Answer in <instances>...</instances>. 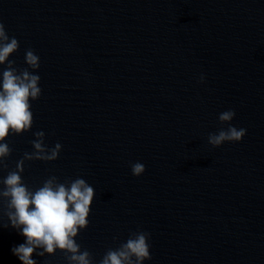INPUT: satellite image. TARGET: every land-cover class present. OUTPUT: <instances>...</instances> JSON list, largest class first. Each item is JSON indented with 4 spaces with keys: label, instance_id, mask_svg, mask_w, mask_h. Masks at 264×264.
Segmentation results:
<instances>
[{
    "label": "water",
    "instance_id": "water-1",
    "mask_svg": "<svg viewBox=\"0 0 264 264\" xmlns=\"http://www.w3.org/2000/svg\"><path fill=\"white\" fill-rule=\"evenodd\" d=\"M0 22L18 70L26 49L39 57L29 71L41 88L0 177L34 150V132L60 143L21 176L33 191L53 175L94 188L74 237L94 264L135 231L150 234L143 264H264V0H0ZM228 124L242 139L210 145ZM5 210L0 264H21L11 249L25 238ZM32 258L68 264L59 249Z\"/></svg>",
    "mask_w": 264,
    "mask_h": 264
},
{
    "label": "clouds",
    "instance_id": "clouds-1",
    "mask_svg": "<svg viewBox=\"0 0 264 264\" xmlns=\"http://www.w3.org/2000/svg\"><path fill=\"white\" fill-rule=\"evenodd\" d=\"M19 48L15 37H10L0 22V65L6 67L0 72V170L8 168L6 158L12 149L6 142L7 137L29 131L33 123L30 100H37L41 95L40 77L29 71L39 68V57L31 49L25 51L27 68L17 69L15 61L8 57ZM203 81V75L200 77ZM235 116L233 110L219 114L218 120L224 124ZM246 129L228 124L217 133H209L207 140L213 147L226 141H240ZM35 139L30 143L34 149L25 152L16 161L15 169L8 170L6 176L0 177V204L5 207L10 226L19 230L25 241L12 247L11 252L21 264H36L33 253L43 257L54 254L57 249L65 254L68 264H94L88 250L81 251L74 237L87 227V217L95 191L84 179H69L58 182L56 176H49L37 189L30 190L23 182L21 173L26 160L52 161L58 158L61 144L48 148L44 143V132L33 133ZM131 173L139 176L145 171L140 162L131 164ZM8 225H5L7 227ZM149 233L130 232L126 241L115 249H108L98 264H143L151 259L149 251ZM115 239V237H114ZM39 249V251H37Z\"/></svg>",
    "mask_w": 264,
    "mask_h": 264
}]
</instances>
